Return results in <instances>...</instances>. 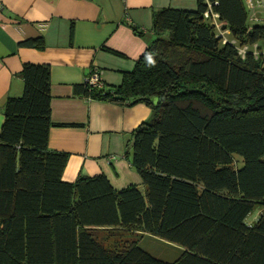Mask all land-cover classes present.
Listing matches in <instances>:
<instances>
[{
	"label": "trees",
	"instance_id": "1",
	"mask_svg": "<svg viewBox=\"0 0 264 264\" xmlns=\"http://www.w3.org/2000/svg\"><path fill=\"white\" fill-rule=\"evenodd\" d=\"M150 31L117 85L72 87L150 108L126 152L140 186L61 179L67 154L47 145L48 65L21 63V93L6 97L0 124V264H264V24L243 0H195L152 10ZM18 43L43 47L40 36ZM143 234L178 254L151 255Z\"/></svg>",
	"mask_w": 264,
	"mask_h": 264
},
{
	"label": "crops",
	"instance_id": "2",
	"mask_svg": "<svg viewBox=\"0 0 264 264\" xmlns=\"http://www.w3.org/2000/svg\"><path fill=\"white\" fill-rule=\"evenodd\" d=\"M0 4V124L6 97L21 93V63L47 64L52 122L47 145L67 154L61 179L70 182L103 173L114 189L140 186L126 152L132 130L150 117V108L142 102L119 105L85 98L75 95L72 87L91 68L98 69L103 87L117 85L121 73L131 69L153 39L151 11L193 9L195 0H0ZM255 17L262 19L258 11ZM36 36L42 39L41 49L18 43ZM258 212L245 222H252Z\"/></svg>",
	"mask_w": 264,
	"mask_h": 264
},
{
	"label": "rangeland",
	"instance_id": "3",
	"mask_svg": "<svg viewBox=\"0 0 264 264\" xmlns=\"http://www.w3.org/2000/svg\"><path fill=\"white\" fill-rule=\"evenodd\" d=\"M253 7L255 4H253L254 0H251ZM244 5L246 7V11H247V15L249 16L251 14L252 11L255 12H259L260 16H261V21L259 20V22L264 24V8L262 9V7H254L252 9L249 8V5L245 2V0H243ZM258 8V9H257ZM225 37H228V35L226 33H224ZM262 47H264V45H261ZM257 208H254L247 216L246 219H250L251 216L254 214V212L256 211ZM144 236H140L137 237L140 238L138 240V245L142 248H144L146 251H148L151 255L161 258V259H172V257L174 255L177 254L178 250V246L175 244H172L168 241H165L163 239H160L158 237L149 235V234H143ZM114 238H105L104 239V243L110 245L111 242H113ZM176 253V254H175Z\"/></svg>",
	"mask_w": 264,
	"mask_h": 264
},
{
	"label": "built area",
	"instance_id": "4",
	"mask_svg": "<svg viewBox=\"0 0 264 264\" xmlns=\"http://www.w3.org/2000/svg\"><path fill=\"white\" fill-rule=\"evenodd\" d=\"M245 2L249 5V8L252 9L254 7H262V9L264 8V0H254L253 1V5L252 4V1L251 0H245ZM1 6V4H0ZM258 9V8H257ZM209 13V15H208ZM203 16L204 17H210V20L214 26V28L219 32L220 35H223V33H226V31H221L220 30V23L216 21V14L215 13H211L208 10H206L204 13H203ZM249 19L250 20H261L260 18H257L255 17V11H252L251 14L249 15ZM262 52L264 53V47L262 49ZM83 81L89 83V84H92V85H100V80H99V74L96 70V68H91L90 70V73L88 75H86V77H84Z\"/></svg>",
	"mask_w": 264,
	"mask_h": 264
},
{
	"label": "water",
	"instance_id": "5",
	"mask_svg": "<svg viewBox=\"0 0 264 264\" xmlns=\"http://www.w3.org/2000/svg\"><path fill=\"white\" fill-rule=\"evenodd\" d=\"M152 102H154V99H151Z\"/></svg>",
	"mask_w": 264,
	"mask_h": 264
}]
</instances>
